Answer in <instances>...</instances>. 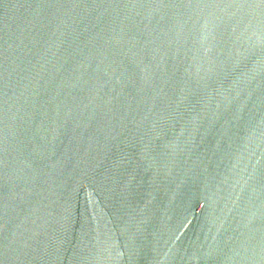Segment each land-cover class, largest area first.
I'll use <instances>...</instances> for the list:
<instances>
[{"label":"water","instance_id":"obj_1","mask_svg":"<svg viewBox=\"0 0 264 264\" xmlns=\"http://www.w3.org/2000/svg\"><path fill=\"white\" fill-rule=\"evenodd\" d=\"M0 264H264V0H0Z\"/></svg>","mask_w":264,"mask_h":264}]
</instances>
